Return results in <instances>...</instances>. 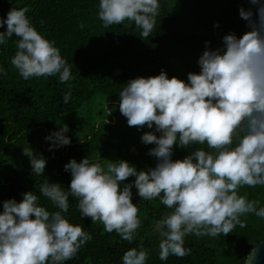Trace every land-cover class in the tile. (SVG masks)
<instances>
[{
    "label": "clouds",
    "instance_id": "1",
    "mask_svg": "<svg viewBox=\"0 0 264 264\" xmlns=\"http://www.w3.org/2000/svg\"><path fill=\"white\" fill-rule=\"evenodd\" d=\"M254 7L240 8L249 30L229 32L219 47H206L199 56V72L187 81L166 71L130 80L119 92V109L129 126L147 127L141 140L154 144L149 155L155 167L138 170L124 159L105 163L85 156L65 164L70 185L45 180L23 198L3 201L0 210V264H65L77 256L92 234L65 215L70 199L78 201L82 217L99 222L104 231H115L132 242L142 225L140 209L133 202V187L146 201L159 199L171 212L156 221L159 258L187 256L188 235L224 236L246 226L248 214L264 218V204L249 199L241 189L264 186V0H250ZM160 0H100L98 17L105 28L134 23L140 36L155 32ZM255 9V10H254ZM27 7L11 8L0 17V45L13 36L16 53L11 64L24 79L58 76L61 83L75 79L71 66L55 41L32 23ZM0 75H7L0 64ZM72 97L71 85L63 102ZM111 112V111H110ZM109 112V113H110ZM68 125L45 137L49 150L70 145ZM159 133V135H157ZM199 145V147H196ZM193 147L183 159H173L175 147ZM33 174L44 175L47 160L32 149ZM135 177L131 183H122ZM43 196L52 208L41 204ZM251 256L249 264H251ZM149 251L129 248L122 264H147Z\"/></svg>",
    "mask_w": 264,
    "mask_h": 264
},
{
    "label": "trees",
    "instance_id": "2",
    "mask_svg": "<svg viewBox=\"0 0 264 264\" xmlns=\"http://www.w3.org/2000/svg\"><path fill=\"white\" fill-rule=\"evenodd\" d=\"M100 0H0V17H6L15 7H27L32 23L61 50L71 66L74 80L61 83L58 76L24 79L12 66L16 42L13 36L0 45V64L7 75H0V210L3 201L23 198V193L36 191L45 180L59 182L65 190L70 185L71 173L65 164L75 158L78 162L88 156L107 163L124 159L138 170L155 167L157 158L149 155L154 144H144L141 137L147 127L129 126L119 109V92L132 79L158 75L166 71L169 78L176 76L187 81L189 72H199V56L207 46L219 47L229 32L242 35L248 24L240 16V8L254 7L250 0H160L155 32L150 37L140 36L134 23L103 26L98 17ZM255 10V9H254ZM0 28V31L5 30ZM71 85L72 97L63 102V95ZM97 94H105L117 101L118 117L99 121L83 136L79 124L66 122L63 117L80 109ZM67 124L71 144L49 150L45 137ZM159 135V133H157ZM196 147H199L197 145ZM25 149H32L46 160L44 175L33 174L30 157ZM193 147L174 148L173 159H183ZM129 177L122 183H131ZM133 202L137 203L142 219L138 235L132 242L121 239L115 232H105L99 222L82 217L78 201L69 197L70 208L65 215L72 223L81 224L92 234L77 256L65 264H122V256L132 247L141 245L149 251L147 264H245L250 252L264 239V218L248 214L246 226L218 237L188 235L185 246L191 252L184 257L170 255L159 258L158 233L153 226L171 212L159 199L146 201L135 187ZM249 199L264 204V186L241 189ZM41 204L52 208L47 198Z\"/></svg>",
    "mask_w": 264,
    "mask_h": 264
},
{
    "label": "rangeland",
    "instance_id": "3",
    "mask_svg": "<svg viewBox=\"0 0 264 264\" xmlns=\"http://www.w3.org/2000/svg\"><path fill=\"white\" fill-rule=\"evenodd\" d=\"M117 108V101L105 94H97L95 98L84 104L80 109L67 113L63 119L66 122L79 124L82 135L85 136L92 126L99 121L108 119V117H118L116 114Z\"/></svg>",
    "mask_w": 264,
    "mask_h": 264
},
{
    "label": "water",
    "instance_id": "4",
    "mask_svg": "<svg viewBox=\"0 0 264 264\" xmlns=\"http://www.w3.org/2000/svg\"><path fill=\"white\" fill-rule=\"evenodd\" d=\"M250 256L251 264H264V239L250 252L245 264H249Z\"/></svg>",
    "mask_w": 264,
    "mask_h": 264
}]
</instances>
